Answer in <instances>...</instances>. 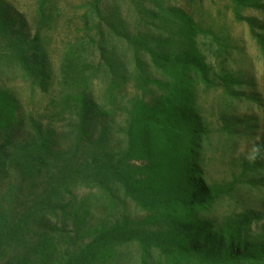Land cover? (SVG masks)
Segmentation results:
<instances>
[{
  "label": "rangeland",
  "instance_id": "1",
  "mask_svg": "<svg viewBox=\"0 0 264 264\" xmlns=\"http://www.w3.org/2000/svg\"><path fill=\"white\" fill-rule=\"evenodd\" d=\"M7 1L26 17L23 31L33 39L39 0ZM159 3L189 6L205 29L196 41L212 83L197 87L195 106L207 131L201 177L213 202L197 212L198 222L212 226L213 250L234 223L249 249L264 248V0H51L53 18L39 28L29 62L0 65V85L19 100L18 130L0 135L10 153L0 167V264H142L137 241L82 251L125 220L146 230L165 220L127 197L116 177L109 182L102 166L141 164L129 163L127 130L132 74L149 70V58L129 35L148 31L160 49H184L154 17ZM152 76L162 80L153 68ZM44 161L48 168L39 170Z\"/></svg>",
  "mask_w": 264,
  "mask_h": 264
},
{
  "label": "trees",
  "instance_id": "2",
  "mask_svg": "<svg viewBox=\"0 0 264 264\" xmlns=\"http://www.w3.org/2000/svg\"><path fill=\"white\" fill-rule=\"evenodd\" d=\"M50 2L37 3L38 31L29 39V33L23 31L26 17L13 3L0 0V65L7 60L21 65L29 62L31 50L39 49V42L35 41L39 28L53 18ZM158 9L154 17L168 26L170 38H179L184 49L178 52L160 49L148 31L129 35V39L142 44L149 58V70L139 66L135 58L139 69L132 74L136 92L127 130L129 163L141 164L136 168L107 161L102 166L105 173L109 172L105 174L109 182L116 177L115 183L127 197L145 212L163 213L165 220L162 226L150 225L147 230L137 227L132 219L129 227L126 220L109 226L96 240L85 244L82 254L108 252L113 244L137 241L143 248L142 264H236L244 260L259 264L264 261V248L249 249L254 246L242 240L239 224H232L224 246L213 250L208 241L214 234L212 226L198 222L197 212L213 202V188L209 189L201 177L203 136L207 131L195 106L197 87L212 83L206 57L196 41L205 29L189 6L168 3L164 7L159 3ZM152 68L160 72L162 80L152 79ZM143 86L146 91L150 88L151 96L140 91ZM18 102L9 88L0 85V135H8L16 126L18 130ZM9 155L6 145L0 146V167L10 159ZM47 163L39 164V170L48 168ZM82 166L84 172H89L94 166L93 159ZM76 182L71 179L70 186ZM4 236L2 231L0 241ZM99 246L101 250L96 251ZM153 252L160 253L156 261Z\"/></svg>",
  "mask_w": 264,
  "mask_h": 264
}]
</instances>
